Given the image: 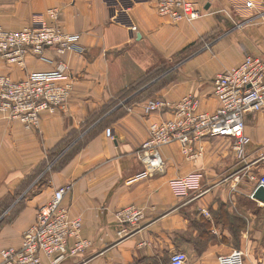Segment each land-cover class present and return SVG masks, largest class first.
<instances>
[{
    "label": "crops",
    "instance_id": "obj_1",
    "mask_svg": "<svg viewBox=\"0 0 264 264\" xmlns=\"http://www.w3.org/2000/svg\"><path fill=\"white\" fill-rule=\"evenodd\" d=\"M192 1L206 10L192 21L161 16L153 3L134 5L133 31L111 21L104 0H0V24L10 30L56 8L60 25L79 36L82 49L61 58L48 50L52 61L26 55L21 65L0 58V75L14 80L53 70L61 59L72 84L65 108L42 113L38 130L0 113V252L18 248L37 207L68 186L63 204L81 219L80 237L89 244L59 264H167L176 251L185 254L184 264H218L234 249L243 252L244 264H264V202L253 197L264 175V107L246 116L240 152L234 139L222 136L194 142L187 154L170 143L161 146L163 165L152 174L138 153L149 124L171 117L144 114L148 98L177 101L194 94L200 110L213 111V77L247 54L264 57L262 20L234 28L249 11L243 0ZM211 32L216 38L191 49ZM189 45L190 56L176 70L147 81L134 100L130 92L113 102ZM193 173L200 175L198 188L175 195L170 180ZM130 205L139 210L138 220L120 223L118 212Z\"/></svg>",
    "mask_w": 264,
    "mask_h": 264
},
{
    "label": "built area",
    "instance_id": "obj_2",
    "mask_svg": "<svg viewBox=\"0 0 264 264\" xmlns=\"http://www.w3.org/2000/svg\"><path fill=\"white\" fill-rule=\"evenodd\" d=\"M111 8V21L135 30L129 10L138 3H153L161 16L172 19L195 20L205 13L192 0H104ZM249 13L234 20V28H243L252 20L264 24V0H243ZM59 11L49 8L34 15L31 22L17 30L6 29L0 24V58L8 63L23 64L26 55L49 60L45 55L54 51L61 58L66 52H81L79 36L67 33L59 23ZM52 61V60H49ZM72 84L63 60L55 62L50 71H33L23 79L14 80L0 75V113L7 119L19 121L26 130H38L41 114L64 109L69 100ZM212 92L217 100L213 111L199 109L200 101L194 94H185L177 101L162 97L148 98L142 105L144 114L169 113L171 117L153 120L148 127V138L141 144L139 155L147 174L163 165L160 148L178 143L184 154L193 151L194 142L215 136L234 139L238 152L247 142L244 133L248 114L264 107V57L247 54L229 70L215 75ZM110 135V130L106 129ZM200 175L193 173L170 180L173 193L186 197L199 186ZM264 188V175L258 178ZM69 190L62 186L54 190L47 202L36 209L34 222L21 235L18 248L1 250L0 264H59L69 255L76 254L89 242L80 237L81 219L71 216L63 204ZM140 212L133 205L122 208L117 218L120 223L135 224ZM74 240L72 245L70 241ZM186 256L176 251L167 264H184ZM218 264H244L243 252L234 249L218 257Z\"/></svg>",
    "mask_w": 264,
    "mask_h": 264
},
{
    "label": "rangeland",
    "instance_id": "obj_3",
    "mask_svg": "<svg viewBox=\"0 0 264 264\" xmlns=\"http://www.w3.org/2000/svg\"><path fill=\"white\" fill-rule=\"evenodd\" d=\"M201 6V5H200ZM206 11V10H205ZM216 36H217V32H211V33H209L208 35H206L205 36V38H203V39H200V40H198L197 41V43H196V45L194 46V47H192L191 49L192 50H194L195 48H197L198 46H200V45H202L203 43H208V42H210L211 40H213L214 38H216ZM191 50V51H192ZM188 53L189 51L188 50H186L184 53H181V54H178V55H176L175 57H173V60L172 61H170V62H168L167 64H165V63H159V65L155 68V70H157V75H160V74H163L165 71H167V70H176V67H177V65H178V62H180V60L183 58V56L185 55V53ZM171 75V74H170ZM168 78V77H167ZM144 79V78H143ZM143 79L139 82V83H137V84H135L134 86H132V87H134V88H136V87H138V85L139 84H143ZM132 87L130 86L129 88H127L125 91H123V93H121V94H119L117 97L118 98H116L113 102H118V100L119 99H121L122 98V96H127V95H129L130 94V92H131V90H132ZM112 102V103H113ZM62 160V161H61ZM63 160H64V158H61L60 159V161L61 162H63ZM61 162H57L58 164H60ZM56 163V164H57ZM167 260V259H166ZM143 262V261H142ZM141 262H139V264H140ZM146 263V262H145ZM145 263H141V264H145ZM148 263V262H147ZM148 264H150V263H148Z\"/></svg>",
    "mask_w": 264,
    "mask_h": 264
},
{
    "label": "trees",
    "instance_id": "obj_4",
    "mask_svg": "<svg viewBox=\"0 0 264 264\" xmlns=\"http://www.w3.org/2000/svg\"><path fill=\"white\" fill-rule=\"evenodd\" d=\"M190 45H192V44H190ZM190 45L189 46H187V48H185L186 50L190 47ZM186 50H183L181 53H184ZM180 53V54H181ZM191 53V52H190ZM190 53H185V55L183 56V58L180 60V62H178V65L181 63V62H183L185 59H187L189 56H190ZM177 65V66H178ZM177 68V67H176ZM158 75H157V70L156 71H151V72H149L148 74H146L145 76H144V79H143V84H139L138 85V87H136V88H134V87H132V90H131V93H135V91L136 90H138V88H140V87H142L144 84H146V82L147 81H149V80H151V79H153V78H155V77H157ZM167 80H171L172 78L171 77H168V78H166ZM143 91V90H142ZM130 93V94H131ZM140 92H136L135 94H133V96L131 97V98H129L128 100H134L136 97H138L137 95L139 94ZM127 100V101H128ZM112 107V106H111ZM65 141H63V143H64ZM71 141H66V144H64V145H62V147H61V149H59V151L60 150H62L66 145H68L69 143H70ZM57 150V149H56ZM154 260V263H158V264H160V262L161 261H159V260H157V259H153ZM139 262L140 261H138L137 262V264H139ZM163 262H166V259H163ZM141 263H143L142 261H141ZM140 263V264H141Z\"/></svg>",
    "mask_w": 264,
    "mask_h": 264
},
{
    "label": "water",
    "instance_id": "obj_5",
    "mask_svg": "<svg viewBox=\"0 0 264 264\" xmlns=\"http://www.w3.org/2000/svg\"><path fill=\"white\" fill-rule=\"evenodd\" d=\"M253 197L264 202V188L262 186H258L253 193Z\"/></svg>",
    "mask_w": 264,
    "mask_h": 264
}]
</instances>
